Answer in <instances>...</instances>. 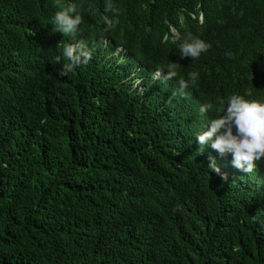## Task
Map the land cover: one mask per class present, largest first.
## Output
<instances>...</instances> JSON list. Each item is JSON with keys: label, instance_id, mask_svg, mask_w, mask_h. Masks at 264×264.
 Instances as JSON below:
<instances>
[{"label": "trees", "instance_id": "obj_1", "mask_svg": "<svg viewBox=\"0 0 264 264\" xmlns=\"http://www.w3.org/2000/svg\"><path fill=\"white\" fill-rule=\"evenodd\" d=\"M69 2L74 36L51 24ZM112 3L0 0V264H264V162L255 189L236 176L216 198L230 183L209 188L169 160L198 168L218 155L196 158L200 123L215 115L201 103L264 101V0ZM186 34L211 47L181 57ZM77 41L90 61L59 76L66 58L55 57ZM169 62L176 77L148 73ZM190 71L198 79L181 93Z\"/></svg>", "mask_w": 264, "mask_h": 264}, {"label": "clouds", "instance_id": "obj_2", "mask_svg": "<svg viewBox=\"0 0 264 264\" xmlns=\"http://www.w3.org/2000/svg\"><path fill=\"white\" fill-rule=\"evenodd\" d=\"M105 12H115L116 9L112 0H105ZM81 23V14L75 3L69 2L66 5L61 4L58 10L54 12L51 18V24L54 30H58L64 36H74L78 31ZM115 23V21H113ZM211 44L206 40L192 34H186L184 39L178 44L181 57L189 56L195 59L201 53L206 52ZM123 51L122 45H116L113 54L118 56ZM226 56H231V52H225ZM92 56L91 50L84 46L81 42L65 43L60 54L55 57L57 63L62 58H66V62L61 64L57 70L59 76H65L75 67L86 65ZM134 69L130 74L131 81L129 87L131 90H142V74L146 68V64L138 59L135 60ZM177 63L169 62L163 69L152 70L149 68V74L153 79L168 80L176 77ZM198 79V73L190 71L187 73V79H178V87L181 90L194 84ZM219 107L213 109L210 102L201 103L198 112L204 115L208 111H214L215 115L211 118L207 116L204 123H200L199 132L196 133V143L200 147V154L196 158L208 155L212 149L217 152L215 158H211L208 164L199 165L195 168L193 162L178 159H169L172 164L182 169H186L185 173H194L196 177L202 179L213 188L217 182L216 177L223 179L224 182L230 183V187H220L213 190L211 197L219 194L226 195L232 191V183L236 176L244 179L242 192L249 186L255 189V185L259 180L258 162H264V101L248 99L239 93L231 94L226 100L219 102ZM207 145V148L205 146ZM205 152V154H203ZM189 155L194 159L195 152L191 147ZM214 160H219L223 165L217 166ZM207 175H211L207 178Z\"/></svg>", "mask_w": 264, "mask_h": 264}, {"label": "bare ground", "instance_id": "obj_3", "mask_svg": "<svg viewBox=\"0 0 264 264\" xmlns=\"http://www.w3.org/2000/svg\"><path fill=\"white\" fill-rule=\"evenodd\" d=\"M149 72V71H148ZM178 155V154H177ZM176 157V156H175ZM176 167V166H175Z\"/></svg>", "mask_w": 264, "mask_h": 264}]
</instances>
